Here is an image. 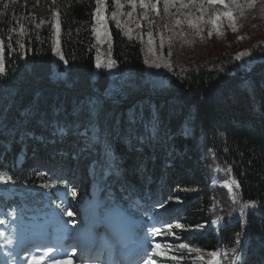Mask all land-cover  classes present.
I'll use <instances>...</instances> for the list:
<instances>
[{
	"label": "trees",
	"instance_id": "16d2710c",
	"mask_svg": "<svg viewBox=\"0 0 264 264\" xmlns=\"http://www.w3.org/2000/svg\"><path fill=\"white\" fill-rule=\"evenodd\" d=\"M41 1L0 0L5 58L0 74V171L13 177L14 187H28L24 195L32 189L50 192L52 183L42 174L20 175L10 165L32 148L53 156L62 149L61 165L75 168L86 187L90 182L93 187L97 170L101 184L108 174L107 181L130 195L145 199L142 194L148 193L161 203L159 213L173 218L175 228L162 243L166 264H178L173 256L182 258L179 264H208L213 251L220 253V264H232L234 251L239 264H264V38L245 46L238 38L225 48L210 38L214 30L207 23L202 33L209 48L206 56L179 62L170 58L176 53L167 51H173L167 46L169 38L164 50L159 48L157 24L148 19V33L156 30L151 46L166 67L149 81L143 73L147 48L143 52L135 37L111 27L108 57L116 61L119 77L120 71L131 72L128 83L111 81L105 67L94 81L95 0H52L61 8L63 74L52 65L53 27H40L36 11ZM245 1L230 6L240 13ZM111 3L105 0L100 8L109 13ZM149 3L166 13L164 0ZM213 6L197 0L193 9L201 20L208 15L207 22L214 17ZM223 12L217 15L224 17ZM175 16L191 20L180 11ZM229 29L234 33L237 28ZM118 94L126 102L110 99ZM41 138L48 140L47 148L38 144ZM54 140L63 143L50 144ZM160 172L164 179L156 185ZM74 190L73 199L79 201ZM251 203L257 208L244 209L241 216L242 206ZM213 220L220 223L213 225ZM177 223L183 227L176 228ZM180 243L200 251L189 253L178 248Z\"/></svg>",
	"mask_w": 264,
	"mask_h": 264
},
{
	"label": "rangeland",
	"instance_id": "374dc122",
	"mask_svg": "<svg viewBox=\"0 0 264 264\" xmlns=\"http://www.w3.org/2000/svg\"><path fill=\"white\" fill-rule=\"evenodd\" d=\"M197 0H195L196 2ZM228 7L226 8L224 5H214L212 7V11L214 16L217 15L218 11H231L233 13V23L235 24V27L237 28L234 33L229 29L231 27V24L229 22V19L227 17H221L219 20V26H220V32L217 33V31L213 28L214 34L210 36L211 39L214 40V43L218 46H223L225 48L230 47L231 40L240 39L241 46H245L247 44H250L251 42H254L257 38L263 37L264 38V0L260 1H251L247 0L244 2V5L242 7H239V10L236 13L234 10H232L230 4H232L231 0H228ZM195 2H190V0H169L168 8L166 13L163 15L157 8L153 9L150 8V3L148 2L147 7L140 6L138 0L135 4L129 3V0H120V3L122 7L117 8L116 4L114 3V0H112L111 3V10L109 13H106L100 8L99 15L104 18L103 20V27L100 26V24L97 22V19L94 16V27L97 29V32L99 36H97V33H94L98 47L96 50V56H95V64H94V81L97 80L99 69L96 67V59L97 57L100 58L102 64H106L109 60L108 55L110 54V44L109 40L111 38L110 28L113 27L115 29L122 30V32L129 38V36L126 34L129 29H131V38L135 37L138 42L141 43L142 51H148L149 55H144V69L143 73L146 74V76H150L148 78L149 81H154V79H157L159 77L161 69H165L166 67H163L161 65V60L156 55V50L152 47V51H149L148 41H145L144 38L148 37V27L151 21H155L157 24V31L154 30L151 33L158 34L160 32V36L158 37L159 41V48L161 50H164L165 48L164 42H166L167 38L170 39L172 42L170 45L167 46L173 50L170 51L167 49L170 53H176V56H171V59H175L179 62L182 61H190L191 58H199L201 55L206 56V54L209 51V48L207 46V37L203 36L202 33L204 32V29H206L205 22L209 16L207 15L206 20H201L199 18L200 15H197V10L193 9ZM193 9V10H192ZM173 12H172V11ZM61 11V8L56 5L52 0H42L39 9L36 11L38 15L41 16L40 21V27L45 26H52L54 23H59V12ZM182 12L183 16L189 15L191 20L196 25L195 27L190 25L188 23L187 19H184L180 16H175L178 14V12ZM116 12L117 15L115 19H113L112 13ZM177 12V13H176ZM53 13H56V15H53ZM151 18V19H150ZM149 19V24H148ZM117 21L120 23V27H117ZM177 21H180V23H177ZM111 25V26H110ZM160 25H163L161 29ZM93 27V28H94ZM197 28L202 29V31L198 32ZM237 33V34H236ZM161 36H163V44L161 45ZM59 41V42H57ZM52 65L53 68L56 69L59 73H64V71H60L59 68L64 67V61L60 60L59 55L57 53L62 54L61 51V45H60V34L57 36L55 28H53V34H52ZM56 48L57 51L54 52L53 48ZM241 54V53H240ZM147 61V63H145ZM156 64H159L160 67H156ZM108 69L107 67H105ZM109 75L108 78L111 81H114L115 79L118 80L119 85H125L127 84V76L131 73L128 71H120L121 77L118 76V72L116 66L112 69H108ZM242 73V71L240 72ZM62 80H64L65 76L62 77ZM113 97L119 98L123 97L121 94L114 95L111 100H113ZM115 98V101L118 99ZM56 165L58 162L55 163ZM83 178H76V181L80 184L79 189L82 190L84 187ZM2 184H0L1 186ZM3 192L5 194H12L14 193L13 189L9 187L8 185L3 186ZM110 191H107L105 194H101L102 199L105 201L110 202L113 198H109L107 195L110 193ZM97 197H99V192L97 191L95 193ZM94 198V196H93ZM70 205L69 212L72 213L71 220L72 226L80 225L79 217H81L84 214L83 206H85V203H82L80 206H77L73 202H68ZM92 206V203L88 206L90 208ZM156 208L159 209L160 205H156ZM106 210L110 213L114 212L113 207H108ZM120 215L124 217V215ZM157 218V226L159 227L160 234H158L157 243H160L164 238L167 236L168 230L174 231V224L172 222H168V225H172V228L169 229L167 226H164L165 224L162 221V217L156 216ZM33 221L30 222V225H33ZM33 229L29 228L26 229L24 226V221L21 220L19 222H16L13 227H9L4 224H0V233H3V235H0V241L2 242V246L4 248V252L6 254V263L9 264V258L12 253H14L17 249V240H20L21 237L29 232H32ZM163 258V257H162ZM71 259V258H70ZM147 259H151L153 261V264H166L163 259L159 255H156L154 253L149 252L146 258L143 260L141 264H144V261ZM73 260V259H71ZM74 261V260H73ZM76 264H79L80 262L75 261Z\"/></svg>",
	"mask_w": 264,
	"mask_h": 264
},
{
	"label": "snow or ice",
	"instance_id": "6c2138e0",
	"mask_svg": "<svg viewBox=\"0 0 264 264\" xmlns=\"http://www.w3.org/2000/svg\"><path fill=\"white\" fill-rule=\"evenodd\" d=\"M104 2H105V0H95L97 8H96V11L93 13V15L95 16V18L97 19V22L100 24L101 27H103L104 18L99 15V12H100V6L103 5ZM136 2H137V0H129V3H132V4H135ZM138 2L140 4V6L147 7L149 0H138ZM173 2H175V0H173ZM190 2H195V0H190ZM200 2L204 3L205 0H200ZM206 2L208 4H210V5L220 4V5H224L226 8L228 7L227 0H206ZM231 2H232V4H236L237 0H231ZM114 3L116 4L117 8L122 7V5L120 3V0H114ZM164 4H165V11H167L169 0H164ZM151 7L153 9H155L156 8V4L152 3ZM53 15H56V13H53ZM116 15H117L116 12L112 13L113 19H115ZM222 15L229 19V22H230L233 30H235V24L232 22L233 21V13L231 11H224L222 13ZM219 20H220V15L218 14V15H215L213 18H211L208 21V23H210L212 25V28L215 29L217 31V33L220 32V26H219V23H218ZM177 23H180V21H177ZM188 23L190 25L194 26V27L196 26L192 20H188ZM37 27H39V25H37ZM117 27H120L119 21H117ZM53 28H55L56 34H57V36H59V34H60L59 23H54L53 24ZM22 29H23V26L21 25V31H22ZM197 31L200 32V31H202V29L197 28ZM93 32L97 33V36H99V34L97 32V29L95 27L93 28ZM126 34L129 36V39H131V29H129ZM208 34L211 35L212 34L211 31H209ZM148 37H149L148 38L149 51L151 52L152 51L151 45L153 44V39H152L151 32L148 33ZM57 42H59V41H57ZM162 44H163V36H161V45ZM53 51L56 52L57 49L54 47ZM57 54L59 55L60 60H62V61L65 60V58H64V56L62 54H60V53H57ZM243 54L244 53H241L240 55H243ZM240 55H238L236 58L239 59ZM65 62H67V61H65ZM145 63H147V61H145ZM115 64H116L115 60L109 59L106 64H102V62H101L99 57H97V59H96V67L97 68L107 67L108 69H112L115 66ZM156 67H160V65L156 64ZM4 71H5L4 42L2 40H0V74H3ZM91 111L95 112L96 111L95 107H93L91 109ZM13 182H14L13 177L8 172L0 171V184L7 185V184L13 183ZM231 184H236L237 187L239 186L238 182L236 180H232ZM225 186L230 187V185L228 184L227 181L225 182ZM70 195L72 197H76L75 190H71L70 191ZM58 207H60L61 210L64 211L62 204L58 205ZM256 208H257V205L254 204V203L245 204L241 208L240 215L241 216L245 215L244 209H256ZM65 214L69 215V216L72 215L71 212H65ZM2 223H5L4 219H0V224H2ZM211 223L213 225H215V224L220 223V221L213 220V221H211ZM167 227L169 229H171L172 225H168ZM175 227L178 228V229H181L183 226L181 224L177 223L175 225ZM153 231L154 232H158L159 230L158 229H153ZM169 234L171 235L172 233H169ZM0 235H3V233H0ZM162 247L163 246L160 243L153 242V244H152V253H154L156 255H164L165 253L162 251ZM169 247H171V246H169ZM178 248L187 249L189 253L199 252L200 251V249H198V248L190 247L187 243H180L178 245ZM74 251H75V249H73V252ZM51 252H53V249L51 247H48V248H46L44 250V254L43 255L30 256L28 264H42V262H43V264H76L75 261L70 259L71 255H72V252H66L63 256H60V257L52 256V257H48L47 259H45L47 257V254L51 253ZM208 255H210L212 257V259L208 261V264H220V260L218 259V257L220 256L219 252L213 251V252L208 253ZM171 259L177 260L178 264H179V261L182 258L173 256V257H171ZM239 261H240V255H239V253L234 251V255L232 257V264H239ZM144 264H153V261L151 259H147V260L144 261Z\"/></svg>",
	"mask_w": 264,
	"mask_h": 264
},
{
	"label": "bare ground",
	"instance_id": "6f19581e",
	"mask_svg": "<svg viewBox=\"0 0 264 264\" xmlns=\"http://www.w3.org/2000/svg\"><path fill=\"white\" fill-rule=\"evenodd\" d=\"M123 218H125L126 219V217L124 216ZM93 221H96V220H91V221H89V226H90V224L93 222ZM97 222V221H96ZM108 227H111V225H108ZM119 232H123V230H121V231H119Z\"/></svg>",
	"mask_w": 264,
	"mask_h": 264
},
{
	"label": "water",
	"instance_id": "95a60500",
	"mask_svg": "<svg viewBox=\"0 0 264 264\" xmlns=\"http://www.w3.org/2000/svg\"><path fill=\"white\" fill-rule=\"evenodd\" d=\"M59 70H60V71H64V68H63V67H61V68H59Z\"/></svg>",
	"mask_w": 264,
	"mask_h": 264
}]
</instances>
